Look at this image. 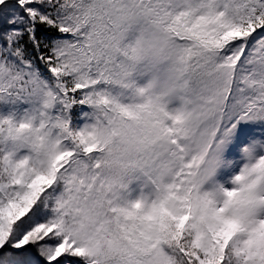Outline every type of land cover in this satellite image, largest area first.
Instances as JSON below:
<instances>
[{"label":"snow or ice","instance_id":"1","mask_svg":"<svg viewBox=\"0 0 264 264\" xmlns=\"http://www.w3.org/2000/svg\"><path fill=\"white\" fill-rule=\"evenodd\" d=\"M0 264H264V0H0Z\"/></svg>","mask_w":264,"mask_h":264}]
</instances>
